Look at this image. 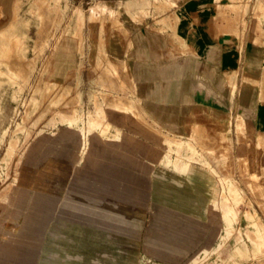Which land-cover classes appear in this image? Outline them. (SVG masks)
<instances>
[{
	"label": "rangeland",
	"instance_id": "374dc122",
	"mask_svg": "<svg viewBox=\"0 0 264 264\" xmlns=\"http://www.w3.org/2000/svg\"><path fill=\"white\" fill-rule=\"evenodd\" d=\"M202 2L264 41V0H0V229L34 203L37 174L65 185L56 236L29 264L59 246L62 264H264V138L200 112L176 134L136 91L133 30L174 29Z\"/></svg>",
	"mask_w": 264,
	"mask_h": 264
},
{
	"label": "crops",
	"instance_id": "0c3cea01",
	"mask_svg": "<svg viewBox=\"0 0 264 264\" xmlns=\"http://www.w3.org/2000/svg\"><path fill=\"white\" fill-rule=\"evenodd\" d=\"M196 6L178 10L174 29L133 30L134 80L144 110L182 136L200 112L235 123L243 118L256 139L264 138L262 29L235 23L230 9Z\"/></svg>",
	"mask_w": 264,
	"mask_h": 264
},
{
	"label": "bare ground",
	"instance_id": "6f19581e",
	"mask_svg": "<svg viewBox=\"0 0 264 264\" xmlns=\"http://www.w3.org/2000/svg\"><path fill=\"white\" fill-rule=\"evenodd\" d=\"M205 5V4H204ZM203 6V5H202ZM198 7V6H196ZM201 7V5H200ZM194 8V7H193ZM129 9V8H127ZM205 11V9H204ZM135 13V12H134ZM204 13V12H203ZM132 15V14H131ZM132 18V17H131ZM207 18V17H206ZM133 19V18H132ZM207 22V21H206ZM2 23V21H1ZM203 29V28H202ZM28 30V29H27ZM29 31V30H28ZM205 31V30H204ZM30 32V31H29ZM188 34V33H187ZM30 35V34H29ZM196 35V34H195ZM207 35V34H206ZM31 36V35H30ZM192 36V35H191ZM208 37V36H207ZM14 38V37H13ZM207 39V38H206ZM214 40V39H213ZM201 41V40H200ZM200 43V42H199ZM202 44V42L200 43ZM199 44V45H200ZM201 47V46H200ZM255 54V53H254ZM260 57V56H259ZM256 58V57H255ZM257 62V61H254ZM259 62V61H258ZM192 63V62H191ZM196 62L193 61V65ZM201 65V63H200ZM199 65V66H200ZM199 68V67H198ZM207 68L205 69V71ZM13 79V78H12ZM247 90V89H246ZM248 105V104H247ZM8 114V113H7ZM116 115V114H115ZM6 118V117H5ZM125 118V116H123ZM14 120V119H13ZM245 123L251 126V124L243 119ZM79 127V126H78ZM61 138V137H60ZM80 139V138H79ZM98 139V138H97ZM61 141V140H60ZM81 142V141H80ZM37 145V144H36ZM81 146V145H80ZM114 146V145H113ZM245 146V145H244ZM55 147V146H54ZM68 148V147H67ZM43 149V148H42ZM102 149V148H101ZM100 149V150H101ZM111 150V149H110ZM243 151H247L243 148ZM254 151V148H253ZM102 154V152L100 153ZM44 157V156H43ZM39 158V157H38ZM65 158V157H64ZM174 158V157H173ZM114 159V158H113ZM62 160V159H61ZM37 163V162H36ZM65 163V162H64ZM118 163V162H117ZM122 164V163H121ZM120 165V164H119ZM58 166V165H57ZM72 166V165H71ZM123 166V165H122ZM63 167V165H62ZM65 167V166H64ZM175 167V165H174ZM160 168V167H159ZM68 169V168H67ZM49 168L37 174L32 182V202L29 210L25 213L16 214L17 222L10 228L0 229V264H16L21 261L22 264H29L30 257L37 256L38 258L43 255V251L50 245L48 237L56 236V229L61 225L60 222H56L55 218L58 216V208L61 201V193L65 189L63 181H61L57 175H53L52 178L48 175ZM54 170V169H53ZM186 170V169H185ZM28 171V169H27ZM51 171V170H50ZM74 171V170H73ZM69 172V171H68ZM72 172V171H71ZM157 172V171H156ZM33 173V172H32ZM86 175V174H85ZM174 175V174H173ZM185 175V174H184ZM199 175V174H198ZM197 175V176H198ZM68 176V175H67ZM66 176V177H67ZM78 176V175H77ZM76 176V177H77ZM82 176V175H81ZM186 176V175H185ZM193 176V175H192ZM89 177V176H88ZM70 178V177H69ZM74 178V177H73ZM104 178V177H103ZM106 178V177H105ZM174 178V177H173ZM200 178V177H199ZM118 179V178H117ZM154 179L155 176H154ZM208 179V178H207ZM98 180V179H97ZM103 180V179H102ZM106 180V179H105ZM113 180H115L113 178ZM157 180V179H156ZM169 180V179H167ZM198 180V179H196ZM203 180V179H201ZM72 181V180H71ZM116 181V180H115ZM217 181V180H216ZM96 182V181H95ZM104 182V181H103ZM155 182V180H154ZM171 182V181H170ZM174 182V181H173ZM110 183V182H109ZM160 183V181H159ZM166 183V182H165ZM164 183V184H165ZM199 183V182H197ZM203 183V182H202ZM115 184V182H114ZM117 184V182H116ZM177 184V183H176ZM205 184V182H204ZM210 184V182H209ZM70 185V184H69ZM83 185V184H82ZM104 185V184H103ZM119 185V184H118ZM219 185V184H218ZM115 186V185H114ZM117 186V185H116ZM153 187V185H151ZM172 186V185H171ZM175 186V185H174ZM207 186V185H206ZM209 186V185H208ZM108 187V186H107ZM118 187V186H117ZM151 187V188H152ZM173 187V186H172ZM181 187V186H180ZM191 187V185H190ZM196 187V186H195ZM203 187V186H202ZM70 188V186H69ZM116 188V187H115ZM126 188V187H125ZM144 188V187H143ZM166 188V187H165ZM169 188V187H168ZM200 188V187H199ZM97 189V188H96ZM103 187L102 190L103 191ZM113 189V187H112ZM118 189V188H117ZM115 189V190H117ZM74 190V189H73ZM79 190V189H78ZM95 190V189H94ZM111 190V189H110ZM123 190V189H122ZM148 190V189H147ZM171 190V189H170ZM191 190V189H190ZM209 190V189H208ZM71 191V190H70ZM87 191V190H86ZM106 191V190H105ZM118 191V190H117ZM120 191V190H119ZM127 191V190H126ZM134 191V190H133ZM146 190H144L145 192ZM184 191V190H183ZM192 191V190H191ZM197 192V190H195ZM203 191V190H202ZM232 191V190H231ZM72 192V191H71ZM143 192V191H142ZM148 192V191H147ZM150 192V190H149ZM153 192V191H152ZM159 192V189H158ZM174 192V191H173ZM200 192V191H199ZM198 192V193H199ZM107 193V192H106ZM118 193V192H117ZM163 193V192H162ZM189 193V192H188ZM193 193V192H192ZM191 193V194H192ZM203 193V192H202ZM86 194V193H85ZM122 194V193H121ZM194 194V193H193ZM99 195V194H98ZM137 195V194H136ZM134 195V196H136ZM162 195V194H161ZM175 195V193H174ZM207 195V194H206ZM238 195V194H237ZM241 195V194H240ZM63 196V195H62ZM100 196V195H99ZM98 196V197H99ZM115 196V195H114ZM132 196V195H131ZM152 196V195H151ZM159 196V195H158ZM180 196V195H179ZM97 197V198H98ZM129 197V196H128ZM178 197V196H177ZM220 197V196H219ZM95 198V197H94ZM115 198V197H114ZM119 198V196H118ZM121 198V197H120ZM126 198V197H125ZM185 198V197H184ZM238 198V197H237ZM101 199V198H99ZM127 199V198H126ZM125 199V200H126ZM134 199V198H133ZM145 199V198H144ZM148 199V198H147ZM178 199V198H177ZM181 199V197H180ZM233 199V198H232ZM149 200V199H148ZM153 200V199H152ZM161 200V199H160ZM167 200V199H166ZM183 200V198H182ZM219 200V199H218ZM110 201V200H109ZM133 201V200H132ZM177 201V200H176ZM179 201V200H178ZM186 201V199H185ZM239 201V200H238ZM136 202V201H135ZM146 202V200H145ZM148 202V201H147ZM174 202V201H173ZM195 202V201H194ZM97 203V202H96ZM111 203V202H110ZM113 203V202H112ZM127 203V202H126ZM185 203V202H184ZM183 203V204H184ZM118 204V203H117ZM153 204V203H152ZM169 204V203H168ZM178 204V203H177ZM181 204V203H180ZM234 204V203H233ZM109 205V202H108ZM114 205V204H113ZM163 205V204H162ZM205 205V204H204ZM203 205V206H204ZM215 205V204H214ZM87 206V205H86ZM127 206V204L125 205ZM132 206V205H131ZM140 206V205H138ZM181 206V205H180ZM113 207V206H112ZM133 207V206H132ZM131 207V208H132ZM143 207V206H142ZM184 207V206H183ZM187 207H189L187 205ZM93 208V207H91ZM116 208V207H115ZM138 208V207H137ZM140 208V207H139ZM185 208V207H184ZM191 208V207H190ZM202 208V207H200ZM123 209V208H122ZM150 209V208H149ZM156 209V208H155ZM183 209V208H182ZM119 210V209H118ZM126 210V209H125ZM142 210V209H141ZM153 210V209H152ZM184 210V209H183ZM165 211V210H164ZM167 211V210H166ZM165 211V212H166ZM139 212V210H138ZM151 212V211H150ZM159 212V211H158ZM180 212V211H179ZM188 212V211H187ZM202 213V210L200 211ZM221 212V211H220ZM142 213V212H141ZM238 213V211H237ZM242 213V212H241ZM143 214V213H142ZM146 214V213H145ZM255 214V213H254ZM153 215V214H152ZM151 215V216H152ZM156 215V214H155ZM158 215V213H157ZM156 215V216H157ZM222 215V214H221ZM132 216V215H131ZM141 216V215H140ZM143 216V215H142ZM177 216V215H176ZM207 216V215H206ZM133 217V216H132ZM138 217V216H137ZM144 217V216H143ZM204 217V216H203ZM202 217V218H203ZM241 217V216H240ZM136 218V217H135ZM153 218V217H152ZM227 222H231L235 218V213L229 210L224 217ZM8 219V218H7ZM59 219V218H58ZM139 219V218H138ZM80 220V219H79ZM87 220V219H86ZM141 220V219H139ZM138 220V221H139ZM153 220V219H152ZM177 220V219H176ZM252 220V219H251ZM250 220V221H251ZM10 221V220H9ZM59 221V220H58ZM61 221V220H60ZM89 221V220H88ZM168 221V220H167ZM260 221V220H259ZM12 222V221H10ZM91 222V221H90ZM226 222V223H227ZM95 223V222H94ZM139 223V222H138ZM167 223V222H166ZM222 223V222H221ZM250 223V222H249ZM99 224V223H98ZM97 224V225H98ZM137 224V223H136ZM225 224V223H224ZM259 224V223H258ZM262 224V223H260ZM259 224V225H260ZM150 225V224H149ZM161 225V224H160ZM188 225V224H187ZM211 225V224H210ZM230 225V224H229ZM236 225V224H235ZM264 225V224H263ZM94 226V225H93ZM99 226V225H98ZM159 226V224H158ZM228 226V225H227ZM5 227V226H4ZM7 227V226H6ZM96 227V226H95ZM152 227V226H150ZM162 227V226H161ZM179 227V226H178ZM183 227V226H182ZM213 227V226H212ZM235 227V226H234ZM254 227V226H253ZM131 228V227H130ZM141 228V227H140ZM157 228V227H155ZM167 228V227H166ZM181 228V227H180ZM194 228V227H193ZM227 228V227H226ZM231 228V227H230ZM248 228V227H247ZM96 229V228H95ZM154 229V228H153ZM158 229V228H157ZM246 229V228H245ZM263 229V228H262ZM100 230V227H99ZM107 230V229H106ZM152 230V229H151ZM175 230V229H174ZM200 230V229H199ZM250 230V229H249ZM102 231V230H101ZM138 231V230H137ZM162 231V230H161ZM189 231V230H188ZM258 231V230H257ZM99 232V231H98ZM106 232V231H105ZM135 232V231H134ZM149 232V230H148ZM151 232V231H150ZM156 232V231H155ZM185 232V231H184ZM203 232V231H202ZM161 233V232H160ZM197 233V231H196ZM210 233V232H209ZM263 233V232H262ZM264 234V233H263ZM78 235V234H77ZM150 235V234H149ZM81 236V235H80ZM139 236V235H137ZM187 236V235H186ZM191 236V234H190ZM154 237V235H153ZM200 237V236H199ZM80 238V237H79ZM83 239V237H81ZM135 238V237H134ZM150 238V237H149ZM196 238V237H195ZM185 239V238H184ZM197 239V238H196ZM210 239V238H209ZM263 239V238H262ZM52 240V239H51ZM76 240V239H75ZM136 240V239H135ZM199 240V239H198ZM82 241V240H81ZM86 241V240H85ZM137 241V240H136ZM264 241V240H263ZM147 242V241H146ZM239 242V241H238ZM158 243V242H157ZM206 243V242H205ZM53 244V243H52ZM260 244V243H258ZM162 245V244H161ZM160 245V246H161ZM167 245V244H166ZM202 245V244H201ZM233 245V244H232ZM242 245V244H241ZM59 246V245H58ZM84 246V245H82ZM86 246V244H85ZM129 246V245H128ZM135 246V245H134ZM60 247V246H59ZM59 247H50L48 255L52 257V264H62L63 259H59L57 256L60 253ZM73 247V246H72ZM163 247V246H162ZM172 247V246H170ZM175 247V246H174ZM181 247V246H180ZM246 247V246H245ZM248 247V246H247ZM131 248V247H130ZM151 248V247H150ZM182 248V247H181ZM234 248V247H233ZM244 248V247H243ZM146 249V247H145ZM170 249V248H169ZM246 249V248H245ZM77 250V249H76ZM83 250V249H82ZM157 250V249H156ZM179 250V249H178ZM231 250V249H230ZM152 251V250H151ZM162 251V250H160ZM136 252V251H135ZM153 252V251H152ZM169 252V251H168ZM171 252V251H170ZM63 253V252H62ZM162 253V252H161ZM232 253V252H231ZM240 253V252H238ZM45 254V253H44ZM176 254V252H175ZM122 255V254H120ZM160 255V254H159ZM169 255V254H168ZM179 255V254H178ZM189 255V253H188ZM25 256L27 258H25ZM185 257V256H184ZM41 258V257H40ZM244 259V258H243ZM37 260V259H36ZM41 260V259H40ZM125 262V261H124ZM36 263V262H35ZM65 263V262H64ZM117 264V263H116Z\"/></svg>",
	"mask_w": 264,
	"mask_h": 264
}]
</instances>
